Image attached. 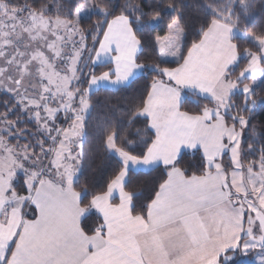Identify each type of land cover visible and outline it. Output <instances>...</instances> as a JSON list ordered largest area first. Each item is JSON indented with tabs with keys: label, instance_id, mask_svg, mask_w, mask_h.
<instances>
[{
	"label": "snow or ice",
	"instance_id": "obj_1",
	"mask_svg": "<svg viewBox=\"0 0 264 264\" xmlns=\"http://www.w3.org/2000/svg\"><path fill=\"white\" fill-rule=\"evenodd\" d=\"M264 0H0V264H264Z\"/></svg>",
	"mask_w": 264,
	"mask_h": 264
},
{
	"label": "trees",
	"instance_id": "obj_2",
	"mask_svg": "<svg viewBox=\"0 0 264 264\" xmlns=\"http://www.w3.org/2000/svg\"><path fill=\"white\" fill-rule=\"evenodd\" d=\"M186 2L187 3H192L193 0H186ZM256 123H257L258 126H259V124L264 123V117L258 116L257 120H256Z\"/></svg>",
	"mask_w": 264,
	"mask_h": 264
}]
</instances>
